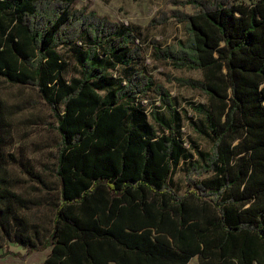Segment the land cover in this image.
<instances>
[{
    "label": "trees",
    "instance_id": "1",
    "mask_svg": "<svg viewBox=\"0 0 264 264\" xmlns=\"http://www.w3.org/2000/svg\"><path fill=\"white\" fill-rule=\"evenodd\" d=\"M77 1L0 0V78L35 89L60 135L59 202L44 232L19 214L31 202L12 190L19 180L0 154V247L26 250L0 257L49 249L36 264H264V0H169L182 9L151 19L187 34L153 41L152 60L203 73L174 78L208 96L183 110L135 67L140 31ZM61 47L76 63L69 79ZM150 95L159 104L148 109ZM185 119L208 149L184 137ZM179 166L183 194L170 185Z\"/></svg>",
    "mask_w": 264,
    "mask_h": 264
},
{
    "label": "rangeland",
    "instance_id": "2",
    "mask_svg": "<svg viewBox=\"0 0 264 264\" xmlns=\"http://www.w3.org/2000/svg\"><path fill=\"white\" fill-rule=\"evenodd\" d=\"M235 3H244L248 0H232ZM89 5L100 16H107L125 25L136 27L140 33V42L144 49L141 62L135 63L137 69H144L158 83L162 84L174 97L181 110L189 103H208V96L200 90L181 85L174 78L202 79L200 70L174 69L165 61H154L151 57V43L155 41L161 46L173 44L179 39L187 37L184 25L170 19L161 25H150L151 19L161 10L182 9L169 3V0H78L77 6ZM185 10L190 11L189 7ZM60 53L69 62V69L65 72L67 79L77 75V67L73 53L67 47L59 48ZM123 69L120 67L118 72ZM148 109L158 105L153 95L148 98ZM0 101L3 105V119L0 121V154L4 156V168L7 176L19 180L14 182L12 190L30 200V207L19 214L25 218L29 226L36 224L41 232L52 227L55 216V203L59 202L60 185L55 173L57 151L60 135L51 126L56 122L50 109L40 98L38 92L31 87H22L11 84L0 78ZM147 102V99L145 100ZM154 101V102H153ZM153 102V104H152ZM189 115L196 114L189 108ZM182 131L186 139H193L202 149L209 148V142L196 134L187 120L182 122ZM11 155L15 159H11ZM20 162H29L41 176L43 183H37L29 178ZM170 185L180 194L187 190V182L182 166L176 168L171 177ZM20 252L25 248L14 241H8L0 249L5 252ZM49 250L34 252L25 259L13 254L4 253L0 257V264H32L43 261ZM198 258H193L189 264H197Z\"/></svg>",
    "mask_w": 264,
    "mask_h": 264
},
{
    "label": "crops",
    "instance_id": "3",
    "mask_svg": "<svg viewBox=\"0 0 264 264\" xmlns=\"http://www.w3.org/2000/svg\"><path fill=\"white\" fill-rule=\"evenodd\" d=\"M2 247H0V249H1ZM49 250V249H48ZM1 253H3V252H1ZM49 253V252H48ZM47 256V255H46ZM46 258V257H45ZM42 262V261H41ZM40 263V262H39ZM32 264H36V263H32ZM112 264H114V263H112Z\"/></svg>",
    "mask_w": 264,
    "mask_h": 264
},
{
    "label": "built area",
    "instance_id": "4",
    "mask_svg": "<svg viewBox=\"0 0 264 264\" xmlns=\"http://www.w3.org/2000/svg\"><path fill=\"white\" fill-rule=\"evenodd\" d=\"M146 102V101H145Z\"/></svg>",
    "mask_w": 264,
    "mask_h": 264
}]
</instances>
